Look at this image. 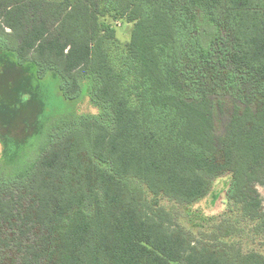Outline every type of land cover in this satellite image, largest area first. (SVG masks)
Listing matches in <instances>:
<instances>
[{"label": "trees", "instance_id": "1", "mask_svg": "<svg viewBox=\"0 0 264 264\" xmlns=\"http://www.w3.org/2000/svg\"><path fill=\"white\" fill-rule=\"evenodd\" d=\"M34 74L93 108L36 150ZM0 145V264H264V0H0ZM223 177L197 235L161 204Z\"/></svg>", "mask_w": 264, "mask_h": 264}, {"label": "rangeland", "instance_id": "2", "mask_svg": "<svg viewBox=\"0 0 264 264\" xmlns=\"http://www.w3.org/2000/svg\"><path fill=\"white\" fill-rule=\"evenodd\" d=\"M116 29V38L118 42L125 43L130 38V32L132 29L131 23H126L122 20L114 22ZM33 75V81L31 87L28 88L24 97L26 99L29 96H35L37 100H42L44 103L43 109H40L41 115L37 116V120L40 124L43 123V136L42 140L36 141L37 143L33 147L34 150L38 149L41 144L46 141L45 133L47 129L53 128L56 122L66 121L75 114L76 109L79 112H92L93 108L88 100L79 103L72 99L65 98L57 88V83L52 79L51 75L44 78H37ZM37 121V123H38ZM53 121H56L54 124ZM38 123V124H39ZM44 130H47L46 132ZM45 136V138H43ZM34 140L24 143V152L29 153L30 147ZM1 151V145H0ZM228 185V178L223 177L216 180L212 200L204 198L198 203L194 204H180L174 201H170L166 198L161 199V204L171 211L175 222L179 223L187 231L197 235V231L204 229L213 222H218L223 217H229L232 214L231 207L226 200L225 191ZM258 190L264 200V187L258 186ZM242 244L244 249L247 250L250 247H255L264 252V238L262 236H254L253 234H242ZM255 239V240H254ZM252 240V241H251Z\"/></svg>", "mask_w": 264, "mask_h": 264}]
</instances>
